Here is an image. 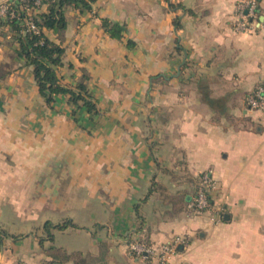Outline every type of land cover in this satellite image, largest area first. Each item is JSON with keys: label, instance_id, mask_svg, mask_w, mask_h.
<instances>
[{"label": "crops", "instance_id": "1", "mask_svg": "<svg viewBox=\"0 0 264 264\" xmlns=\"http://www.w3.org/2000/svg\"><path fill=\"white\" fill-rule=\"evenodd\" d=\"M238 2L70 8L67 28L50 36L66 47L67 83L88 72L102 109L94 118L83 110L75 120L64 95L49 108L21 61L0 81L4 264L49 259L43 248L56 232L78 239L54 245L82 254L67 264H264V111L248 103L264 85V0L244 32L234 29ZM102 18L124 24V36L111 37ZM6 42L0 64L12 52ZM206 173L216 186L199 211ZM47 222L67 226L53 227L51 240ZM176 239L166 261L130 248Z\"/></svg>", "mask_w": 264, "mask_h": 264}, {"label": "trees", "instance_id": "2", "mask_svg": "<svg viewBox=\"0 0 264 264\" xmlns=\"http://www.w3.org/2000/svg\"><path fill=\"white\" fill-rule=\"evenodd\" d=\"M262 1L258 0L259 8ZM3 2L6 7L5 11L0 13V30L3 35L10 36L12 57L21 61L22 66L31 69L38 92L45 104L54 109L58 98L64 95L72 107L75 120L79 119L78 114L83 110L91 118L101 115L102 109L99 107L98 99L88 85L90 80L88 72L83 69L82 76L75 84L67 83L61 73L66 47L50 36L52 31H62L67 28L66 13L70 8L81 12L91 11L94 0H43L39 11H36L38 7L35 0H3ZM30 21L37 26V30L30 28ZM102 27L111 37L117 39H121L126 31L124 24L107 18H102ZM134 45L135 42L129 41V47ZM6 64H0V81L11 74ZM70 66L73 67V64L71 63ZM66 226L65 223L54 226L51 222H47L45 229L52 240L51 229L53 227L63 229ZM146 241L149 244V239ZM41 243L43 244V241ZM43 252L49 259L40 264H67L71 260L83 263L84 261L81 253H69L54 245L44 247Z\"/></svg>", "mask_w": 264, "mask_h": 264}, {"label": "built area", "instance_id": "3", "mask_svg": "<svg viewBox=\"0 0 264 264\" xmlns=\"http://www.w3.org/2000/svg\"><path fill=\"white\" fill-rule=\"evenodd\" d=\"M42 1L43 0H35V4L38 7L36 11H39ZM4 11L5 9L2 10V13ZM236 13L237 17L234 23V29L238 32L248 31L253 28L254 23L258 18V0H239ZM29 25L31 29L37 30V26L32 21H30ZM248 103L254 110H264V85H259L256 88V90L249 96ZM215 186L216 183L211 176L207 173L202 176V184L199 187L194 200V207L197 210H207L211 207L209 193ZM180 241L183 242L182 239H176L173 242L154 248H147L139 243H133L130 245V248L141 255L144 253H161L162 260L166 261L170 254L176 252L177 243Z\"/></svg>", "mask_w": 264, "mask_h": 264}, {"label": "rangeland", "instance_id": "4", "mask_svg": "<svg viewBox=\"0 0 264 264\" xmlns=\"http://www.w3.org/2000/svg\"><path fill=\"white\" fill-rule=\"evenodd\" d=\"M6 5L5 3L3 2V0H0V13H2V10L5 9ZM7 38V39H6ZM10 39V36L7 35V36H4L3 35V32H1L0 30V42L3 43L5 42L7 44V40ZM16 46V45H14ZM4 56L7 57V69L8 70H11V74L14 73V71L18 68V65L16 67V64L18 63L19 64V60L17 59H14L12 56H13V53L12 52H5L4 53ZM10 74V75H11ZM258 111H264V110H258ZM52 230V229H51ZM56 241L54 242L53 245L57 244V243H60V244H68V245H72L75 243V241H77V237L74 235H70L69 232L67 234H59L56 232ZM51 244H48L47 246H49ZM0 261H1V264H4L3 263V258L1 257V251H0ZM15 264H19V263H15Z\"/></svg>", "mask_w": 264, "mask_h": 264}, {"label": "water", "instance_id": "5", "mask_svg": "<svg viewBox=\"0 0 264 264\" xmlns=\"http://www.w3.org/2000/svg\"><path fill=\"white\" fill-rule=\"evenodd\" d=\"M0 264H1V261H0Z\"/></svg>", "mask_w": 264, "mask_h": 264}]
</instances>
